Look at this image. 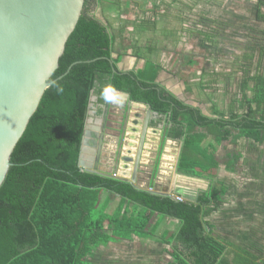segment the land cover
Here are the masks:
<instances>
[{"label": "trees", "instance_id": "16d2710c", "mask_svg": "<svg viewBox=\"0 0 264 264\" xmlns=\"http://www.w3.org/2000/svg\"><path fill=\"white\" fill-rule=\"evenodd\" d=\"M105 2L85 0L52 80L77 64L46 89L12 153V165L0 187V264H90L101 245L117 238L153 237L165 218L178 223L175 232L166 231L159 241L170 246L172 260L166 264H233L226 257L228 245L215 235L209 220L225 202L230 190L226 183L217 186L211 179L208 190L194 203L154 194L127 179L79 165L91 97L98 94L99 103H104L109 87L170 116L173 125L167 137L184 139L178 171L188 176H211L219 166L215 143L229 137L234 126H256L210 118L179 102L156 82L162 65L152 60L137 71H121L118 63L127 51L116 49V32L93 14L98 4L106 12ZM133 54L141 57L134 50ZM103 111L99 107L97 113ZM198 127L206 132H198ZM261 127L264 130V124ZM209 135L214 142L206 144ZM160 159L159 153L155 168ZM231 168L232 163L227 164ZM111 194L120 197V207L113 213L107 211ZM131 204L136 207L133 211ZM237 248L235 264H264L247 249Z\"/></svg>", "mask_w": 264, "mask_h": 264}, {"label": "crops", "instance_id": "0c3cea01", "mask_svg": "<svg viewBox=\"0 0 264 264\" xmlns=\"http://www.w3.org/2000/svg\"><path fill=\"white\" fill-rule=\"evenodd\" d=\"M168 3L166 68L154 58L148 59L142 54L137 57L128 52L122 54L119 69L137 71L147 60H152L162 65L156 82L179 102L198 108L210 118L241 124L253 122L256 126L248 129L234 126L229 137L215 143L219 166L211 176H188L178 171L184 139L167 137V131L173 125L170 116L161 115L153 111L151 105L141 102L138 103L142 105L137 107L141 111L136 112L137 109L133 108L128 114L126 105L129 99L121 91L114 90L107 117L113 115L115 134L108 139L109 133L106 132L103 147L109 154L104 162L101 156L99 169L104 174H116L132 181L133 171L125 169L122 156L131 155L126 152L127 147L136 151L137 144L131 143L132 135L138 137V142L142 126L134 125L133 121H144L147 105L150 106L154 114L136 183L141 189L167 192H171L175 184H184L179 182L180 176L197 180L189 182L196 183L197 187L193 189L199 192L200 183H207L209 188L213 178L217 186L226 183L230 190L225 202L209 218L215 227V235L228 245L226 257L231 263H237L238 246L264 261V141L256 139L264 138L261 127L264 124V0H168ZM118 54L115 53L114 57ZM93 95L92 109L96 111L91 109V116L95 114L91 118L97 121L106 115L108 99L105 95V102L99 103V95ZM99 107L104 109L102 114L97 113ZM136 113L142 114L141 117H136ZM126 121L125 151L120 157L116 149L123 139ZM134 127H138L137 133L132 131ZM198 132L206 131L198 127ZM246 132L249 135L243 136ZM213 142L214 138L209 135L205 143ZM159 153L161 159L155 168ZM166 155H169V161H166ZM166 162L170 165L165 168ZM229 163H232L230 170L227 169ZM122 171H127V176L122 175ZM170 194L179 201L185 200ZM107 196L108 193H104V199ZM111 198L107 208L109 213L120 207V202L115 206L112 204L115 198L120 201V197L111 194ZM133 205H130V211L136 208ZM170 222V218H165L153 237L117 238L115 242L101 245L90 258V264H166L172 260L167 251L170 246L159 241L166 231H176L177 220Z\"/></svg>", "mask_w": 264, "mask_h": 264}, {"label": "water", "instance_id": "95a60500", "mask_svg": "<svg viewBox=\"0 0 264 264\" xmlns=\"http://www.w3.org/2000/svg\"><path fill=\"white\" fill-rule=\"evenodd\" d=\"M84 5L85 0H0V187L12 165V153L37 111L46 89L66 76L77 64L74 62L63 75L52 80L59 68L67 41L81 18ZM113 71L118 72L115 66ZM122 94L129 99L126 105L128 114L133 107L142 105L132 100L130 94ZM93 101L94 95L91 97V109ZM109 102L108 99L103 120L93 121L88 117L79 160L83 169L99 174H104L100 171L99 164L106 139L105 124ZM147 107L144 121H133L134 125L142 126L133 159L130 155L122 156L124 167L128 166L125 164L129 161H133L132 181H129L136 188H140L136 178L154 114L150 106ZM91 112L90 110L89 115ZM141 115L136 113L135 116ZM127 123L128 121L123 127V137ZM132 131L137 133L138 127L132 128ZM132 136L133 139L136 138L135 135ZM128 151L129 154L133 152ZM113 176L126 179L116 174ZM149 191L162 196L174 193L185 200L196 202L198 193L203 190L199 192L175 184L171 192Z\"/></svg>", "mask_w": 264, "mask_h": 264}, {"label": "rangeland", "instance_id": "374dc122", "mask_svg": "<svg viewBox=\"0 0 264 264\" xmlns=\"http://www.w3.org/2000/svg\"><path fill=\"white\" fill-rule=\"evenodd\" d=\"M105 3L106 12L103 13L101 9L102 6L98 4L94 8L93 14L103 20V22L116 32V49L122 53H124V51L133 53L134 50L141 53L144 57L147 56L148 59L154 58L158 60V62H162L166 68V49L168 47L167 30L169 27L168 0H108V2ZM118 4H120L119 7L117 6ZM92 110L96 111L95 109ZM137 111L141 110L137 109L136 112ZM91 114L89 117L95 116V114L92 116ZM112 117L113 115L110 114L109 117H107L108 119L106 118L105 136L106 132H108V139H112L115 134L112 128ZM102 119L103 117L100 120ZM122 138L123 139H121L120 143L117 145L118 149H116V154L118 155H122L125 151L123 149L125 148L123 142L124 137ZM103 149L101 156L103 155L102 161L104 162L103 159L107 157L109 152L106 148L103 147ZM200 184V190L208 189L207 183ZM113 201L112 204L114 206L119 203L117 198Z\"/></svg>", "mask_w": 264, "mask_h": 264}, {"label": "bare ground", "instance_id": "6f19581e", "mask_svg": "<svg viewBox=\"0 0 264 264\" xmlns=\"http://www.w3.org/2000/svg\"><path fill=\"white\" fill-rule=\"evenodd\" d=\"M111 136V135H110ZM133 139V138H132ZM137 137L135 138V139H133L132 141H131V143H135V144H137L138 142H137ZM114 140V139H113ZM153 140V139H152ZM160 140V139H159ZM111 143H112V141H111ZM153 143V142H152ZM113 147V146H112ZM154 148V147H153ZM128 147L126 148V152L128 151ZM168 149V148H167ZM135 149H133L132 151V153H131V158L133 159V156H134V153H135V151H134ZM109 154V153H108ZM145 155V154H144ZM111 159V158H110ZM169 159H170V157H169V155H166V161H169ZM148 160V159H147ZM112 161V160H111ZM133 162V161H132ZM132 162L131 161H129L128 162V164H125V165H128V166H126L125 167V169L126 170H133V164H132ZM146 162V161H145ZM107 163H108V160H107ZM111 164H112V162H111ZM168 165H170L168 162H166L165 163V168H166V166H168ZM147 167V166H146ZM125 172H127V171H122V175H124V176H127V173H125ZM149 173V172H148ZM164 175V174H163ZM165 178V177H164ZM178 178H180V180H179V182H181V183H184V185H186L187 187H190V188H196L197 187V185L196 184H193V183H190V182H197V180H193V179H189V178H187L186 176L184 177V176H180V177H178ZM161 179V178H160ZM144 181V180H143ZM190 181V182H189ZM142 182V181H141ZM159 182V181H158ZM186 183H190V184H186ZM159 184H161L160 182H159ZM165 184V183H164Z\"/></svg>", "mask_w": 264, "mask_h": 264}, {"label": "clouds", "instance_id": "9594fccd", "mask_svg": "<svg viewBox=\"0 0 264 264\" xmlns=\"http://www.w3.org/2000/svg\"><path fill=\"white\" fill-rule=\"evenodd\" d=\"M114 91V89H112L111 87H109L107 90H106V98L107 99H111V93ZM178 198H181L180 196H178Z\"/></svg>", "mask_w": 264, "mask_h": 264}, {"label": "built area", "instance_id": "2783aa9c", "mask_svg": "<svg viewBox=\"0 0 264 264\" xmlns=\"http://www.w3.org/2000/svg\"><path fill=\"white\" fill-rule=\"evenodd\" d=\"M180 200H182V198H179Z\"/></svg>", "mask_w": 264, "mask_h": 264}]
</instances>
